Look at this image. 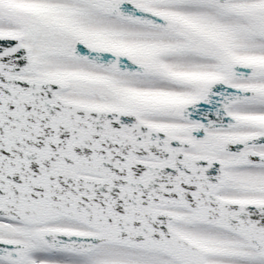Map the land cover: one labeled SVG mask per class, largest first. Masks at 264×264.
Masks as SVG:
<instances>
[{"label": "snow or ice", "instance_id": "snow-or-ice-1", "mask_svg": "<svg viewBox=\"0 0 264 264\" xmlns=\"http://www.w3.org/2000/svg\"><path fill=\"white\" fill-rule=\"evenodd\" d=\"M0 264H264V0H0Z\"/></svg>", "mask_w": 264, "mask_h": 264}]
</instances>
